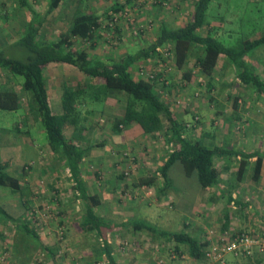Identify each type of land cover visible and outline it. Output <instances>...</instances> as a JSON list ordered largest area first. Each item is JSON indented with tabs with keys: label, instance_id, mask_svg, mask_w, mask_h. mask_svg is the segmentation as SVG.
Listing matches in <instances>:
<instances>
[{
	"label": "rangeland",
	"instance_id": "1",
	"mask_svg": "<svg viewBox=\"0 0 264 264\" xmlns=\"http://www.w3.org/2000/svg\"><path fill=\"white\" fill-rule=\"evenodd\" d=\"M29 1L37 10L46 8V0ZM124 1L62 0L46 17L38 33V41L47 42L66 31L77 7L102 17L113 3ZM5 2H8L7 10L1 7L0 15L5 14L9 28L22 24L26 19L24 10L15 9L17 4L13 0H3ZM194 2L135 0L124 13L111 14L112 18L102 17V26L93 47L79 38L75 39L74 47L100 58L116 59L128 51L147 47L162 23L172 27L184 25L191 18ZM207 18L208 24L199 32L213 31L226 45L234 46L242 38L264 32V0H212ZM8 47L3 50L9 52ZM160 52V56L144 59L133 66L131 73L135 78H145L154 83L155 90L173 117L185 126L186 137L200 139L209 145L264 152V100L240 84L233 67L224 63L223 56L208 76L199 71L195 54L180 69L169 48H160ZM248 60L257 66L264 78V47L257 49ZM187 71L191 73L189 79L185 77ZM44 76L50 107L57 114L62 112L61 95L65 86L75 88L89 83L76 67L62 63L48 64L44 68ZM21 82L20 77L0 70V87L12 85L22 96L19 110H0V159L8 164L9 173L20 179L25 193L22 196L9 187L0 186V204L15 217H27L39 241L28 239L11 223L0 224V232L5 236L0 239V264H107L101 254V241L80 226L83 203L72 189L68 169L50 150L37 112L29 111L30 95L24 92ZM103 89L90 87L77 103L75 122L66 123L63 127L64 135L85 150L81 169L88 192L98 196L99 204L94 209L116 222L137 219L159 225L153 226L160 230L167 228L166 231H174L178 217H183L182 224L185 227L186 223L194 225L188 227L193 228L194 233L199 224L197 221L203 218L206 230L199 241L208 243L204 250L214 242L223 243L237 233L240 228L232 205L228 207L232 228H222L224 198L222 204H212L213 208L208 210L211 211L208 221L204 213L200 217V211L205 214L207 211L202 208L201 200L196 199L198 195L209 197L217 193H214V188H200L194 177L184 179L186 176H180L181 170L172 171L176 176L171 181L178 183L184 192L186 186L181 185L184 177L194 195L197 208L187 214L188 217L181 216V211L171 205L177 193L167 192L165 197L159 195V176L154 185H138L141 177L157 172L172 147L166 139L170 126L166 113L161 114L163 129L158 132L145 133L134 122L115 132L112 126L115 119L122 116L128 98L124 92L108 90L105 93ZM236 97L237 104L233 106ZM227 163L220 159L217 166L222 168ZM236 165L237 159H231L230 168L220 174L219 186L232 195L242 193L244 198L257 203L261 210L257 208L253 212V207L252 212L254 224L259 225L258 216L264 215L263 195L255 193L259 187L250 188L255 184L251 181L252 168L248 170V177L246 174L239 181L236 179ZM249 189L255 198L246 196L250 194ZM180 206H183L181 202ZM108 240L114 257L123 264H137L138 258L141 264H172L178 257L179 260L186 259L181 252L176 253L172 241L166 242L164 238L153 237L148 232L134 233L122 227L109 234ZM40 243L53 249V254L42 249ZM182 247H185L184 251L187 249L185 244ZM205 258L210 264H223L222 259ZM198 262L200 264L201 260Z\"/></svg>",
	"mask_w": 264,
	"mask_h": 264
},
{
	"label": "trees",
	"instance_id": "2",
	"mask_svg": "<svg viewBox=\"0 0 264 264\" xmlns=\"http://www.w3.org/2000/svg\"><path fill=\"white\" fill-rule=\"evenodd\" d=\"M134 1L125 0L122 3H113L102 14V17L124 13L126 7L132 5ZM19 2L29 9L31 19L19 38L8 44L9 52L4 51L7 46L3 47L4 50H0V70L22 79L21 87L24 92L30 95L28 109L30 112H37L50 150L68 169L72 180V189L83 203V216L80 225L85 231L92 232L101 241V254L104 255L107 264H118L112 255V246L107 235L109 232H113L115 227L123 225L130 226L132 231H147L153 237L164 238L166 241H173L176 244H185L191 257L194 259L205 258L203 247L208 243L199 241L185 231L160 230L150 223L137 219H130L120 225L98 213L94 209L99 204L98 196L88 192L82 175L81 164L85 150L73 139L64 135L63 127L66 123L75 122L77 103L90 87L99 86V89L104 88V92L108 90L121 91L126 94L128 100L122 116L114 121L113 131L120 132L124 126L134 122L145 133L158 132L163 129L161 120L163 112L166 113L170 124L166 139L172 147L157 172L141 177L139 186L154 185L159 176L161 185L157 189L159 193L165 195L166 190L172 188L169 170L177 162L181 165L184 175L186 177L193 176L202 189H218L220 174L224 169L230 168L231 159H237L236 179L240 181L246 176L252 158L255 159L252 161L251 176L253 181L258 182L264 159L263 151H245L223 145H209L200 139L186 137L184 135L185 126L173 117L170 108L155 90L154 83L145 78H135L131 73V68L144 59L160 56V48H169L174 54L178 68H184L188 58L195 54L199 71L209 76L216 67L220 56H223L224 63L233 67L240 84L252 90L257 98L264 100V78L261 77L257 66L248 60L257 49L264 47V32L242 38L234 46L226 45L213 31L201 34L199 31L208 24L207 16L212 0H195L191 18L184 25L172 27L162 23L154 40L147 47L128 51L116 59L112 57L100 58L90 55L85 49L75 48L74 41L79 38L92 46L102 26L101 16L77 7L66 31L61 32L55 39L40 42L37 37L41 26L46 17L60 5L62 0H46V8L43 11L32 7L28 0H19ZM116 29L119 31L120 27L117 25ZM10 47L12 48L10 49ZM51 63L74 66L89 80V83L79 84L75 88L64 87L61 95L62 112L58 114L54 113L50 107L44 81V68ZM190 75L191 73L188 71L185 73L187 79ZM96 98L98 97L96 96ZM237 99V97L234 99L233 106H236ZM21 106L22 96L14 86L3 85L0 87V110L17 111ZM220 159L228 161L225 167L217 166V161ZM23 174H26L25 170H23ZM0 186L9 187L12 192H20L22 196L25 194L20 179L9 173L8 164L1 159ZM221 193L222 195L226 194L223 229H227L230 219L228 207L231 205L247 207L248 203H241L240 199L233 197L226 189H221ZM215 201L216 196L212 195L211 202ZM7 223L17 227L28 239L39 241V236L27 217H14L0 206V224ZM240 233H251V231L239 230L229 238ZM4 237L0 232V239H4ZM40 246L53 254V249L41 243ZM254 252L263 253L264 251L255 248L250 254L241 253L239 255H252ZM226 254L229 253L224 255Z\"/></svg>",
	"mask_w": 264,
	"mask_h": 264
},
{
	"label": "crops",
	"instance_id": "3",
	"mask_svg": "<svg viewBox=\"0 0 264 264\" xmlns=\"http://www.w3.org/2000/svg\"><path fill=\"white\" fill-rule=\"evenodd\" d=\"M13 1L16 2V4H17V6H15L16 7L15 9L24 10L23 12L26 15V19L23 21L22 24L21 23L20 24L17 23V25H13V27L10 29L9 28V25L6 23V18H4L5 17V14H3V16L0 15V50L3 49V47L7 46L8 44L14 42L17 38H19L20 34L24 31V28H25L26 24L31 19V15H30L31 13H30L29 9L27 7L21 5V3L19 2V0H13ZM29 3H30V1H29ZM6 5H8V2L3 3V0H0V9L2 7V10L6 11L7 10ZM4 7H6V8H4ZM38 11H43V10H38ZM254 150H256V149H254ZM254 159L255 158H252L251 159V163L249 165V168H252L253 167L252 161H254ZM236 167H237V165H236ZM179 170L182 171L181 165L176 162L170 168V170H169V177L171 179H173L176 175L172 174V171L181 172ZM247 173L249 174V171H247ZM263 173H264V159H263V162H262L261 176H260L258 185H257V182L253 181L252 176H251V181L255 182V184H252L251 187H250V188L259 187L258 188V191L255 192V193L256 194L263 195L261 197L262 199H264L263 198L264 197V187H263V185H264V174ZM248 174H247L246 177H248ZM180 176H185V175L182 172V174ZM183 178L181 180V185L186 186L184 192L181 191V186L178 185V183H176V182H174L172 180L171 184H172V188L174 189L173 191H169L171 189L170 188V189L166 190V194L165 195L162 194V193H159V192L158 193H159L160 196H163L164 195V197L167 196V192L177 193V196L175 197L174 201L171 202V205L173 206V209H176L179 212L181 211V213H180L181 216L188 217V215L191 213V211L194 212V210H195V207H196V206H194L195 205V203H194L195 198H194V195L192 194L191 189L188 186V183L186 182V180H183ZM188 178H193V176L186 177L184 179H188ZM249 183H251V182H249ZM209 189L210 188H208L207 190H209ZM221 189H225V188H221L219 186L218 191H217V189H215L216 192L214 191V193H217L216 195L213 194L214 196H216V201L215 202H211V196L212 195H210L209 197H205V196L203 197V195H202V197H199V195H198V197L196 199L197 200H199V199L201 200L200 201V204L202 205V208L207 211V214H205L204 211L203 212L200 211L201 212L200 217H202L203 216V213H204L205 216L207 215V218H208L207 221H208L209 218H210V213H211V211H208V210L209 209L211 210V208H213L212 207V204L213 205H216L217 203L218 204H222V198H224V204H225V202H226L225 201V195L226 194L225 195H222ZM241 192H243V189H241ZM249 192H250V194H247L246 196L247 197L255 198L253 192L250 189H249ZM232 196L235 197L236 199H240L241 203L242 202L243 203H248L247 207L233 205V208L235 210L234 211L235 218H236V220L238 222L237 223V226H238V228H240L239 230H241V229L242 230H247V229L251 228V230H249V232L250 231L253 232V233H255V232L261 233V231L263 232L264 231V229H263V227H264V215L260 218L261 214H259V216H258L259 219L257 220L259 222V225L258 224L255 225L254 224L255 222L253 221V212H255L257 208H258V211L261 210V207H258V205H256L257 203L253 202V200L251 198H244V195H242V193H237V194L232 195ZM257 197H258V200H260V196H257ZM203 200L206 201L205 206L203 205ZM180 202H181V204L183 206H180ZM190 202L192 203V206L189 205ZM0 206L7 213H9L10 215H12L1 204H0ZM253 207H255V210L254 211L252 209ZM159 219H161V218H159ZM182 219L185 220V218H183V217H182ZM182 219H181V217H178L177 222H175L176 228H174L175 229L174 231H185L186 233H189L190 235L196 237L199 240L200 239V235L201 234H204V232L206 230V224L204 223L205 222L204 219L201 218L200 221H197V222H199V224L196 225L197 227L194 230V233L192 232L193 231V228H188V227H193L194 225H191V224L188 225V223H186V227H185L182 224V222H181ZM108 220H110V221H112L114 223L120 224V225H123L122 223L125 222V221L116 222L112 218H109ZM251 220H252V222H251ZM223 222H224V218H223ZM230 222L231 221L229 219V224H228V228L227 229H231L232 228L230 226ZM163 224H165V223L163 222ZM153 225L154 226H159V225H156V224H153ZM122 227H127L128 229H130V226H128V225H123V226L115 227L113 229V232H109L108 235L111 234V233H115L116 230L122 229ZM258 227H260V229H258ZM222 228H223V225H222ZM161 229H164V228H161ZM165 230H167V228H165ZM224 230H226V229H224ZM196 231H198V233H195ZM133 232L134 233H143V232H147V231H133ZM108 235H107V237H108ZM166 242H168V241H166ZM172 243L175 246L176 253H180L181 252V256L184 257V258H186L185 261H184V260H179L180 257H178L177 259H175V261L172 264H177V263H179V264H199L198 260H201V263L200 264H210V262L206 258L194 259L193 257H191L188 254L187 249H185V251H184V248L185 247H182L184 244H176L173 241H172ZM112 255H113V251H112ZM178 255H180V254H178ZM114 258H115V260H116V262L118 264H123L122 263L123 261H120L119 262V260L116 257H114ZM141 263H142L141 260L138 258V263L137 264H141ZM221 263H223V264H264V252L263 253L254 252L252 255H234L232 253H229L227 255H223Z\"/></svg>",
	"mask_w": 264,
	"mask_h": 264
},
{
	"label": "built area",
	"instance_id": "4",
	"mask_svg": "<svg viewBox=\"0 0 264 264\" xmlns=\"http://www.w3.org/2000/svg\"><path fill=\"white\" fill-rule=\"evenodd\" d=\"M255 248L264 251V233H240L233 238L225 239L223 243L214 242L204 251L205 256L216 260L225 253L250 254Z\"/></svg>",
	"mask_w": 264,
	"mask_h": 264
}]
</instances>
